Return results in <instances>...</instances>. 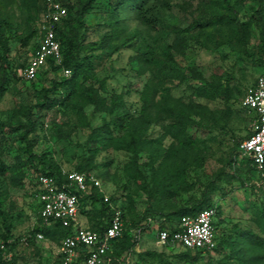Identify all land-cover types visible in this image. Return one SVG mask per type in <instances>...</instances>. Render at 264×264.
<instances>
[{"label":"rangeland","instance_id":"1","mask_svg":"<svg viewBox=\"0 0 264 264\" xmlns=\"http://www.w3.org/2000/svg\"><path fill=\"white\" fill-rule=\"evenodd\" d=\"M111 0H96L90 11L85 15L88 27L82 29L86 42H96L105 36H112L113 45L120 44V49L111 56H103L96 67V76L105 78L104 94L120 93L119 111L136 113L140 105L138 90L144 77H138L131 67L130 57L137 53V47H149L152 52L163 58L162 51L172 46L180 38L181 52L172 49L174 65L185 69L187 66L198 68L205 77L213 74L231 76V87L237 94L232 102L234 112L231 114L227 127L216 129L209 135L199 134L200 139L195 146V152L205 158L204 166L193 177L194 188L188 193H182L180 198H173L162 202L161 209L170 212L184 205L188 197H197L202 183L215 180L221 187L212 198L218 206V221L220 228H229L237 224L242 230L247 229L257 236H263L253 213L260 202V190L253 192L250 186L259 184L252 180L248 167L239 165L242 156L237 154L235 163L230 159L236 154L233 143L246 134L252 122V113L238 107V102L246 87L261 73L263 67L255 63L250 53L256 54L259 45L258 26L253 21L249 26V38L242 43L234 24L209 25L200 28L197 20L211 13H227L228 8L224 0H166L167 5L159 0H146L145 7L148 14L156 19L154 26L144 24L137 16L131 4H124L117 12V21L111 19L109 2ZM255 0H228L236 8L241 17H250ZM0 16L7 18L17 27L15 35L24 37L31 29L39 27L42 16L41 0H0ZM183 37V38H182ZM38 33L23 43L13 37L9 42V59L16 71V76H9L4 82L5 92L0 98V121L7 124L4 139L0 137V158L9 166L10 170L0 176L2 190V208L7 215V222L12 225V233L19 242L15 250L18 264H57L58 243L46 239H36L32 244L23 241L37 224L38 199L36 195V172L28 166L25 142L20 137L24 131L23 125L33 123V130L29 134L31 149L34 154H44L54 159L63 171H70L84 163L92 156L95 168L91 169L101 181L104 196L113 197L115 205L122 206L131 221L138 220L145 209L157 207V201L150 199L147 193L136 183L129 182L124 166L129 159V153L113 148H99L91 153L88 147H96L87 141L91 128L101 125L103 113L93 112L91 106L85 111L87 126H83L78 116L69 109L59 111L56 108L45 110L31 108L35 95L42 88L48 86L49 79L58 76L60 72L48 73L40 70L34 80L21 79L18 69L31 56L38 43ZM101 49L92 52L98 54ZM170 64V63H169ZM168 65V63H166ZM195 84L184 82L172 90L175 97H191L206 104L218 112L223 102L213 100L209 96L199 97L195 92ZM160 125H153L149 130L150 136L156 137L161 133ZM171 142L166 137L164 145ZM144 175L147 169L141 166ZM234 172L236 179L229 184L218 173ZM263 189L264 186L262 185ZM88 210V207L86 208ZM95 209L81 214V219L88 226L96 217ZM158 215H155L157 217ZM91 221V222H90ZM85 223V224H86ZM157 225L152 223L144 231L132 228L138 232V252L155 251L158 256L137 257L133 255L130 264L155 263L158 257L175 264H206L208 257H217L214 253L205 254L191 263L188 258L179 256L183 250L180 246L169 250L156 243L155 233Z\"/></svg>","mask_w":264,"mask_h":264},{"label":"trees","instance_id":"2","mask_svg":"<svg viewBox=\"0 0 264 264\" xmlns=\"http://www.w3.org/2000/svg\"><path fill=\"white\" fill-rule=\"evenodd\" d=\"M58 1L67 10L66 16L58 23L55 31L62 59L59 64H56L52 58H48L43 72L52 74L59 71L60 74L50 78L48 86L42 87L37 92L30 107L45 110L56 108L59 111L69 109L78 116L83 126L88 125L85 121L84 111L87 106H91L93 112L105 114L101 125L91 128L87 141L97 146L88 147V150L92 155L99 149L97 147L113 148L129 153V159L124 166L128 181L136 183L150 199L156 200L158 203L155 208L148 206L143 215L133 222L127 217L122 206L115 205L113 197L110 196L105 201L102 189L93 184H87L86 191H76L71 188V191L78 197L79 214L93 209L96 211V219L93 222L90 221L91 223L87 227L91 230L102 232L109 223L113 209L119 208L121 211L124 228L122 235L113 240L112 248L107 253L110 257L108 264H130L133 255L137 257L158 256L152 250L142 253L136 251L137 240L130 233V229L139 228L142 232L150 224L155 223L157 229L173 232L178 228L182 216L195 215L205 208L215 209L214 226L217 232L215 248L203 252L180 246L183 249L179 254L180 257L188 258L193 263L205 254L214 253L217 257L209 256L206 264H264V189L262 187V185L264 186V167L262 170H258L252 159L242 156L238 149L240 142L252 133L251 127L246 134L240 136L233 143L236 154L229 161L232 165L237 160V154H240L243 158L239 165L248 167L250 178L260 182L257 185H251L250 189L253 192L258 189L263 195L253 213V221L256 222L263 236H257L251 230H242L237 224H232L229 228H220L219 209L213 201L212 193L221 187L214 179L202 183L199 195L197 197L189 196L186 203L177 209L170 212H164L161 209L162 202L180 198L182 193H188L194 188L193 177L205 164L204 156L195 152V146L200 139L199 134L206 136L216 129L227 127L231 114L234 112L232 102L237 99V94L234 93L230 84L231 76L213 74L205 77L194 66H187L185 69L175 66L172 49L177 52L182 51L181 37L177 38L175 44L162 51V59L161 56L155 55L149 47L139 46L137 53L130 57V62H135L131 68L134 69L136 75L144 77L143 84L138 90L140 105L136 113L119 111L120 93L104 94L106 79H99L96 76V67L103 56L109 57L117 52L120 45L126 40L113 45L112 36H105L99 43L86 42L85 33L82 31L83 28L88 27L85 15L96 0ZM159 1L163 2V5L164 3L167 5L166 0ZM224 1L228 12L204 15L196 21L198 27L234 24L238 36L244 44L249 38V26L254 21L258 26L260 42L256 54L250 53V56L264 69V0L254 1L252 13L248 19L241 17L246 15H241L228 0ZM145 3L146 0H111L108 6L110 17L117 21L115 17H117L118 9L124 4H131L136 10L138 18L144 24L154 26L156 19L148 14V8H144ZM41 6L43 13L46 9L45 0H41ZM17 30V27L9 19L0 16V98L5 92L4 82L9 76H16L13 65L8 61L10 40L15 36L26 43L37 33L39 35V27L31 29L24 37L15 35ZM94 49H101V51L94 54L92 52ZM24 64H20V66H24ZM64 69L69 70L67 75L64 74ZM187 81L195 84L194 89L197 96H209L213 100H220L223 102V107L215 112L206 104L191 97L173 96L172 90ZM240 99L237 100L238 107H240ZM240 109L251 112L254 117L252 111L242 107ZM153 125H160L162 129L156 137L149 134ZM23 128L24 131L20 137L25 142V151L28 154L26 163L36 172V185L40 174L53 176L59 185L66 183L64 172L69 171H63L53 158L32 152L29 134L34 129L33 123L29 122L23 125ZM7 129L14 131L8 128L6 123L0 121V137L2 139L5 138ZM166 137L171 138V142L167 146L163 143ZM141 166L147 169V176L144 175ZM95 167L92 156H90L84 163L70 171L86 173ZM9 170V166L0 158V176ZM218 174L223 175L222 179L229 184L236 179L234 172ZM37 193L38 187L36 195ZM39 209L38 202V225L24 236L23 241L32 244L37 234L42 233L46 239L60 245L63 237L72 233V227H64L59 222L45 224L39 216ZM155 215L158 216L155 217ZM12 228V225L7 222V215L2 208V190L0 189V240L4 243L6 251L12 254L14 263L18 264L15 250L19 240L13 235ZM162 246L169 250L177 247V245L170 244ZM3 252L4 250L0 248V262L3 261ZM150 264L175 263L160 256L155 263Z\"/></svg>","mask_w":264,"mask_h":264},{"label":"built area","instance_id":"3","mask_svg":"<svg viewBox=\"0 0 264 264\" xmlns=\"http://www.w3.org/2000/svg\"><path fill=\"white\" fill-rule=\"evenodd\" d=\"M46 9L39 23V40L30 58L24 66L18 69L21 79L33 80L40 70L47 65L48 58L56 64L62 59V53L55 31L58 23L66 16V7L58 0H45ZM64 74L69 73L64 69ZM240 107L253 112L250 124L252 133L242 140L238 146L240 154L252 159L258 170L264 167V69L255 81L246 87ZM66 183L46 174L37 178V199L40 204L39 216L45 224L59 222L64 227H72V233L63 237L59 245L57 264H108L107 253L112 248L114 239L122 235L124 224L119 208H114L108 225L102 232L91 230L79 225L78 197L71 191H86L87 184H93L101 189V181L91 172H64ZM108 199L104 196V200ZM215 209L205 208L195 215H184L180 218L178 228L169 232L157 229L156 243L183 246L193 250L210 251L216 246V229L214 226ZM138 231L130 229V233L138 241ZM42 239V233L37 234ZM0 248L4 250L3 261L0 264H15L12 254L7 252L0 240ZM137 248V244L135 249Z\"/></svg>","mask_w":264,"mask_h":264},{"label":"crops","instance_id":"4","mask_svg":"<svg viewBox=\"0 0 264 264\" xmlns=\"http://www.w3.org/2000/svg\"><path fill=\"white\" fill-rule=\"evenodd\" d=\"M78 222H79V225L80 226H82V227H88V224L85 222V221H83L82 219H81V214H79V216H78ZM86 223V224H85ZM137 249V248H136ZM58 250H59V248H58ZM57 253H58V251H57ZM58 258H59V253H58Z\"/></svg>","mask_w":264,"mask_h":264}]
</instances>
